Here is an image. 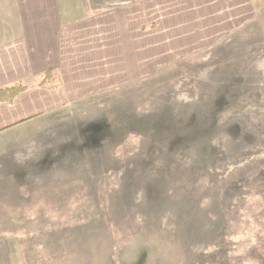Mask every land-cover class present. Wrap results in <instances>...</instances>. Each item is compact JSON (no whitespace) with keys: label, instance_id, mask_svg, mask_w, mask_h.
I'll list each match as a JSON object with an SVG mask.
<instances>
[{"label":"rangeland","instance_id":"1","mask_svg":"<svg viewBox=\"0 0 264 264\" xmlns=\"http://www.w3.org/2000/svg\"><path fill=\"white\" fill-rule=\"evenodd\" d=\"M250 6L153 75L0 135V264H264V0Z\"/></svg>","mask_w":264,"mask_h":264},{"label":"crops","instance_id":"2","mask_svg":"<svg viewBox=\"0 0 264 264\" xmlns=\"http://www.w3.org/2000/svg\"><path fill=\"white\" fill-rule=\"evenodd\" d=\"M114 1L0 0V88L27 85L12 103L0 102V135L153 75L182 55L175 51L197 50V35L213 41L214 34H226L208 29L225 26L233 10L251 7L250 0H205L191 7L170 0ZM50 70L60 76V87L41 84Z\"/></svg>","mask_w":264,"mask_h":264},{"label":"trees","instance_id":"3","mask_svg":"<svg viewBox=\"0 0 264 264\" xmlns=\"http://www.w3.org/2000/svg\"><path fill=\"white\" fill-rule=\"evenodd\" d=\"M41 84H48L51 88H58L62 85V81L56 71L50 70L45 73ZM25 89H27V85L24 83L0 88V102L12 103L15 97Z\"/></svg>","mask_w":264,"mask_h":264}]
</instances>
